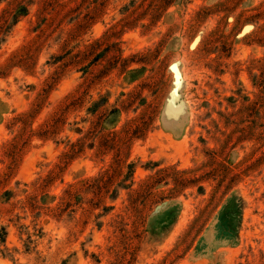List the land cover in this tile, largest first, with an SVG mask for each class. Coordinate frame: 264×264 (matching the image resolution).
<instances>
[{"label":"rangeland","instance_id":"374dc122","mask_svg":"<svg viewBox=\"0 0 264 264\" xmlns=\"http://www.w3.org/2000/svg\"><path fill=\"white\" fill-rule=\"evenodd\" d=\"M0 264H264V0H0Z\"/></svg>","mask_w":264,"mask_h":264},{"label":"trees","instance_id":"16d2710c","mask_svg":"<svg viewBox=\"0 0 264 264\" xmlns=\"http://www.w3.org/2000/svg\"><path fill=\"white\" fill-rule=\"evenodd\" d=\"M21 14H24L26 12V9L24 7H21Z\"/></svg>","mask_w":264,"mask_h":264}]
</instances>
